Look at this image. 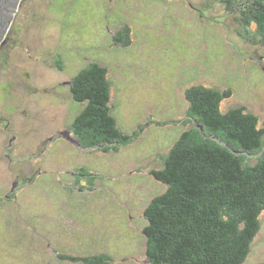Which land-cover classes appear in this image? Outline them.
<instances>
[{
  "label": "rangeland",
  "instance_id": "rangeland-1",
  "mask_svg": "<svg viewBox=\"0 0 264 264\" xmlns=\"http://www.w3.org/2000/svg\"><path fill=\"white\" fill-rule=\"evenodd\" d=\"M233 1H19L0 41V264H150L145 209L167 189L153 171L194 127L187 89L230 88L221 110L246 106L264 122V44L240 19L252 0ZM126 24L132 43L114 45ZM92 60L108 68L119 127H142L110 152L71 129L84 108L72 80ZM82 167L98 178L89 187ZM260 223L246 264L264 261V212Z\"/></svg>",
  "mask_w": 264,
  "mask_h": 264
},
{
  "label": "trees",
  "instance_id": "trees-1",
  "mask_svg": "<svg viewBox=\"0 0 264 264\" xmlns=\"http://www.w3.org/2000/svg\"><path fill=\"white\" fill-rule=\"evenodd\" d=\"M224 1L230 10L237 7L233 0ZM240 19L245 27L257 26L264 44V0L242 4ZM129 28L126 24L117 32L114 45L132 43ZM231 90L200 84L186 91L194 127L182 132L164 167L153 171L167 189L145 209L150 264L247 262L264 212V122L246 106L223 112L221 102L232 95ZM70 92L74 102L84 104L71 124L83 148L117 150V144L130 143L142 129L129 134L119 127L109 71L100 60H92L73 77ZM250 153L261 154L252 163ZM79 171L88 187L98 180L87 176L86 167ZM77 180L83 189L85 184ZM65 258L87 264L112 260L109 255Z\"/></svg>",
  "mask_w": 264,
  "mask_h": 264
},
{
  "label": "water",
  "instance_id": "water-1",
  "mask_svg": "<svg viewBox=\"0 0 264 264\" xmlns=\"http://www.w3.org/2000/svg\"><path fill=\"white\" fill-rule=\"evenodd\" d=\"M20 0H0V41L7 32Z\"/></svg>",
  "mask_w": 264,
  "mask_h": 264
}]
</instances>
